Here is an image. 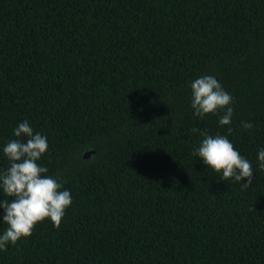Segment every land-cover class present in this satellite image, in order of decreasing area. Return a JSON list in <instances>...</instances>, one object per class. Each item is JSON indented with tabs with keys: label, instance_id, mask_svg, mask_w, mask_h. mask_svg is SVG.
<instances>
[{
	"label": "trees",
	"instance_id": "16d2710c",
	"mask_svg": "<svg viewBox=\"0 0 264 264\" xmlns=\"http://www.w3.org/2000/svg\"><path fill=\"white\" fill-rule=\"evenodd\" d=\"M205 75L233 98L231 135L194 115ZM25 120L72 204L0 264H264V0H0V172ZM201 132L228 137L250 186L193 155Z\"/></svg>",
	"mask_w": 264,
	"mask_h": 264
},
{
	"label": "clouds",
	"instance_id": "9594fccd",
	"mask_svg": "<svg viewBox=\"0 0 264 264\" xmlns=\"http://www.w3.org/2000/svg\"><path fill=\"white\" fill-rule=\"evenodd\" d=\"M194 115L203 119L207 114H220L219 124L228 125L231 135L233 108L232 96L224 90L218 79L212 75L196 78L190 83ZM244 130H251V122H241ZM192 132H200L193 128ZM203 140L193 152L209 168L222 173V180H247L243 187L253 183L252 164L245 159L224 135L200 133ZM18 139L10 140L3 148V154L10 166L0 172V190L11 200H0L2 222L7 225L0 235V251H6L9 244L15 245L20 239L27 238L38 223L50 220L59 229L66 209L72 204L68 190H61L58 179L46 175L48 169L37 161L47 152L48 141L45 135L34 133L32 126L25 120L13 130ZM26 138V139H25ZM259 166L264 169V148L257 154Z\"/></svg>",
	"mask_w": 264,
	"mask_h": 264
},
{
	"label": "water",
	"instance_id": "95a60500",
	"mask_svg": "<svg viewBox=\"0 0 264 264\" xmlns=\"http://www.w3.org/2000/svg\"><path fill=\"white\" fill-rule=\"evenodd\" d=\"M90 151H87L85 154H84V156L86 157V156H89L90 155Z\"/></svg>",
	"mask_w": 264,
	"mask_h": 264
}]
</instances>
